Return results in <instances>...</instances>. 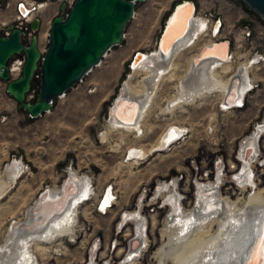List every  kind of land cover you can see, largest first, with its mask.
Instances as JSON below:
<instances>
[{
    "label": "rangeland",
    "instance_id": "374dc122",
    "mask_svg": "<svg viewBox=\"0 0 264 264\" xmlns=\"http://www.w3.org/2000/svg\"><path fill=\"white\" fill-rule=\"evenodd\" d=\"M181 1L145 0L137 3L134 16L125 27L123 42L114 46L100 65L80 82L70 87L63 96L55 98L51 110L39 117L29 118L24 111L15 109V101L5 92L6 84L0 80V174L12 160L21 162L23 166L16 184L0 198V243L5 241L6 233L13 224L25 221L26 210L42 192L63 188L69 178H74L73 171H76L79 179L82 176L90 179L92 196L79 203L76 209L78 219L75 218L68 236L60 234L46 239L38 243L40 248L31 242L30 249L38 263L80 264L86 260L92 245L96 247L92 250L97 249L101 259L109 257L114 262L124 260L130 241L140 234L137 232L135 235L137 224L133 220L141 217L145 226L141 240L146 238L147 243L132 264H173L171 257L162 259L163 262H158L160 259L154 257L161 244L168 241V230L174 234V229L169 228L167 223L170 206L162 198L169 189L160 192L164 189H158L162 183L181 197L180 205L186 212L194 205L198 183L214 181L216 174H221L223 170L224 175L220 176L217 188L219 196L229 197L231 202L236 203L235 208H245L254 189L244 187V182L248 184L250 180H237V174L241 172L237 169L242 164L237 166L235 157L240 158L243 142L250 138L262 116L264 63L249 68V75L258 83V87L245 100L243 108L219 110L221 94L216 92L204 93V97H196L190 104L166 111L165 100L175 93L176 80L186 71L188 58L203 41L198 35L191 46L184 48L174 59L175 71L170 66L158 88L154 89L152 105L144 121L140 122L143 136L129 130L109 128L107 109L128 80L130 59L136 51L148 53L155 49L162 23L172 7ZM186 1L194 2L196 15L203 13L220 18V38L229 39L230 45L238 43L239 30L244 25L253 28L248 43L235 53L237 58L227 66L228 72L222 74L223 79L244 61L242 53L250 55L253 52L251 46L264 47V19L242 0ZM57 14L54 5L40 12L42 21L37 35L42 50L48 44L51 19ZM197 40L200 42L197 43ZM142 77V72L134 73L130 79L131 85L140 88ZM35 84L33 90L37 89ZM169 124L184 127L187 134L167 149L158 151L154 146ZM130 147L143 149L147 154L143 160H129L127 148ZM263 155L264 148H261L259 156ZM253 165L255 162L252 163L254 170L258 168ZM261 172V180H258V184L254 182L257 188H264L263 168ZM232 173L240 188L229 181ZM221 180L224 183L222 186ZM106 187L112 188L115 199L112 208L102 214L97 212L96 207ZM139 204L142 205L137 209ZM128 213H131V217L127 218L120 230L119 220L126 219L123 215ZM241 214L243 211L239 210L237 219H241ZM232 215L236 216V213ZM217 227L218 224H215ZM127 262H130V258Z\"/></svg>",
    "mask_w": 264,
    "mask_h": 264
},
{
    "label": "bare ground",
    "instance_id": "6f19581e",
    "mask_svg": "<svg viewBox=\"0 0 264 264\" xmlns=\"http://www.w3.org/2000/svg\"><path fill=\"white\" fill-rule=\"evenodd\" d=\"M43 6L44 8L39 12L48 8L49 5L44 4ZM205 27V19L196 15L195 12L192 13L191 4L187 3L176 9L159 44V51L156 49L157 39L155 49L148 53L143 52V55L138 54L132 68H129L132 72L123 84L122 92L118 94V98L109 109V128L129 130L137 136H143V126L140 125V122L144 121L143 118L152 105V98L155 94L153 93L154 89L164 78V74L170 66L171 69L173 66L174 70L176 64L173 61L177 59L183 49L189 45L191 46L198 35V38L203 36L202 33ZM210 42L203 44H209ZM203 44H200L199 48ZM227 45L226 42H222L202 50L201 53L198 50L188 58V75L185 73L187 76L183 79L180 78L181 80L174 88L175 93L170 97L168 96V100H165L166 106L164 105V107L166 111L170 112L181 107V105L190 104L196 100V97L198 98L204 93L215 92L221 94V96L223 92L225 93L227 102L230 103L227 107L231 103H235L231 108L240 106L238 103L241 102V96L250 84L248 82L250 81V65L248 64L249 61L241 62L239 68L237 66V71L234 72L236 74L235 79L234 73L227 76L228 78L231 76L229 82L225 80L227 77L223 79L221 76L228 69V63L223 64V61L227 58ZM218 61L222 63H218ZM218 64L221 65L218 66ZM136 72L143 73L142 84L140 88L137 87L138 89L134 88L130 82ZM208 74H210L209 77ZM239 78H242V82ZM224 110L226 109H221V111ZM263 128L264 119L261 124L255 125V130H253L250 138H247L240 148L242 167H238L237 170L240 169L241 172L237 174L236 178L238 181L244 182L243 180H246L247 176V180H250V182L244 187L254 189L252 196L246 201L247 205L244 206V209L243 206H241L242 209L235 208L236 203L231 202L229 197L219 196L217 192L218 182L221 179L219 173L216 174V178L212 182L198 183L194 205L186 212L182 210L181 203L178 202L179 195L171 192L172 188L170 189L167 184L163 183L159 186L158 189L164 188L160 191L162 193L169 189L168 194L162 198H165L169 203L171 213L167 223L170 225L169 228L174 229V234H170V230H168V241L165 240L161 244V249L154 253V257L160 259L158 262H163L162 259L171 257L173 264H264V188H257L256 183L254 184V169L251 168L252 165L249 163V160H252L255 154L258 155L256 161L264 158V155L259 156V140L262 134L259 138H256V144L253 141L257 133ZM184 130L185 128L179 125H167L166 129L162 131L163 135L160 134L161 136L154 147L158 151H162L163 148L167 149L170 145L181 140L184 136H181ZM104 134L105 131L102 136ZM154 147L151 148L152 151ZM127 150H129L128 159L134 160V162L137 159L143 160V156L147 154L143 149L134 150L130 147ZM261 164H264V159L261 163H256V165ZM217 167L220 169L219 163H217ZM22 169V163L19 161L12 160L11 163H7L4 171L0 174V198L5 196L16 184L21 176ZM73 176L77 178L75 171ZM82 177L81 179L78 178L79 185L73 180H68L65 185L63 184V188L61 187L58 191L54 188V191L47 189L42 192L36 202L26 210L25 221L15 223L8 229L5 243H0V264H27L28 259L31 260L36 257L30 249L32 247L31 242H34L40 248L39 242L60 234L67 236L70 234V229L76 221L75 215L79 203L90 199L93 193L90 188V179L87 176ZM169 185H172V183ZM110 189L111 187L104 189L100 196L99 202L103 198L100 205L102 209L109 206V208H112L115 198H113L114 192ZM168 195L171 196L167 198ZM239 210L243 211L241 219H237ZM30 212L33 213L31 219L27 216ZM232 213H236V216L232 215L233 217H231ZM129 216L131 217V213L124 214L123 218L128 217L130 219ZM133 222L137 224L135 234L137 232L140 234H137L130 241L128 252L124 255L131 257L129 262L131 264L136 261V256L141 255L143 252V249L140 248H143V245L145 246L147 243L146 238L141 240L145 232L142 218L136 217ZM215 224H218L217 228H215ZM25 227L30 231L24 233L26 229L22 228ZM93 248H96L95 245H92L91 255L94 253L92 252Z\"/></svg>",
    "mask_w": 264,
    "mask_h": 264
},
{
    "label": "water",
    "instance_id": "95a60500",
    "mask_svg": "<svg viewBox=\"0 0 264 264\" xmlns=\"http://www.w3.org/2000/svg\"><path fill=\"white\" fill-rule=\"evenodd\" d=\"M143 1L145 0H75L66 12L61 4L60 13L51 19L48 44L42 52L38 47V18L30 23L33 35L27 45L22 43V31L10 25V34L6 37L0 36V80L6 84L5 92L30 118L49 112L55 98L63 96L70 87L80 82L94 67L100 65L114 46L123 42L125 27L135 14L136 4ZM242 1L264 19V0ZM187 3L192 5V13L196 11L193 1L183 0L175 4L162 23L157 38V50L176 9ZM220 24V19L217 18L213 32L219 30ZM222 42L228 44V56L230 41L227 39L202 47L200 53ZM20 53L24 54L21 73L10 78L7 64ZM138 54L143 55V52L134 53L128 68H132ZM36 78L39 79V86L37 90H33ZM117 98L118 96L113 102ZM113 102L107 110L108 113ZM27 216L31 219L33 213L30 212ZM26 227L22 228L26 229L24 233L30 231Z\"/></svg>",
    "mask_w": 264,
    "mask_h": 264
},
{
    "label": "built area",
    "instance_id": "2783aa9c",
    "mask_svg": "<svg viewBox=\"0 0 264 264\" xmlns=\"http://www.w3.org/2000/svg\"><path fill=\"white\" fill-rule=\"evenodd\" d=\"M74 1L75 0H41V1H38V0H1L0 1V36H3V37L8 36L11 32V29L9 28V26L12 25L14 28H17V29L22 31V35H21L22 43L27 45L30 42L31 37L33 35V32L30 30V27H29L30 23L35 18H38L39 19V27H40L42 20H41V16H40L39 11L42 8H44V6H43L44 4L54 5L56 8V13H60L59 12V6L61 4L64 5V12H66L73 5ZM195 13H196V11H195ZM200 16H202L205 19V23H206V27L204 28L203 33H202L203 36L200 39V40H203L201 42V44L205 41H211L209 44H203L201 46V48L204 46H210L219 40H223L222 38H220V34H219V31H220V28L222 25L221 19L219 17H213L212 15L207 16L203 13ZM217 18L220 19L221 24L219 26V30L217 32H213L214 24H215V21ZM252 32H253V28L248 27V25H244V27H242L239 30V35L237 38V40H239V41L237 44L234 43V44L230 45L228 56H227L226 60L223 61V64L224 63H230V62L235 60L234 58H237V55L235 53L240 51L241 48H244V46L248 43L247 41L249 40V37H251ZM204 36H207V37L204 39L203 38ZM199 42H197V43H199ZM38 47H39L40 51L42 52L43 50L40 47L39 40H38ZM201 48L198 47L196 52L198 50H201ZM251 48L253 49V52L250 55L249 54L245 55L244 53H242V55H244V58H245L244 61H247V60L249 61L248 64L250 65V68L254 67V66H258L261 63H264V47L251 46ZM242 55H239V57H242ZM214 59L220 60L218 58H214ZM23 63H24V54L23 53L15 55L14 57H12L9 60L7 66H8V73H9L10 78H15L21 73ZM218 63H222V62L218 61ZM220 65L221 64H218V66H220ZM218 68H220V67H218ZM235 75L236 74L233 75L234 79H235ZM239 79H240V82H242V78H239ZM248 82L250 84H249V86H247L245 88L244 93L241 96L242 97L241 102L238 103V105H240V106L235 107L234 109L243 108L245 105V100L258 87V83L255 82L253 78L250 77V81H248ZM248 82H247V84H248ZM229 104L230 103L227 102V98L225 97V94H224L222 96V99L218 103L219 110L224 109V108L226 109L224 111H227V109L228 110L233 109V108H231V106H234L235 103H231V105L229 106L230 108L227 107V105H229ZM263 119H264V109L262 111V116L260 118V121L257 122L256 124H261V121ZM185 133H187V132L184 130V132L181 134V136L182 135L185 136L186 135ZM261 134H262V136H261ZM260 136H261V138H263L264 128L260 130L257 138H259ZM261 138H260V140H262ZM127 153H128V151H127ZM259 163H261V162H259ZM261 169L262 168L255 169L257 184H258V180H261L260 175L263 173V172H261ZM231 176H232V181H230V182H232V183L236 182L235 181L236 178H235L233 173L231 174ZM262 178L264 181V177H262ZM110 190H112V188ZM109 207H104V209H102L101 207H99V208L96 207V209H97V212L103 214V213H106V210ZM112 247L114 248V246H112ZM96 250H94V251L92 250V252H94L93 255H91L90 250H88L87 257H86L87 260L83 261L80 264H129L128 262L124 263L123 258L119 259V261H117V262L110 261L111 259L109 257H107L105 259L104 258L101 259V257H99V251L98 250L96 251ZM35 260H36V258L31 259V260L29 259L27 261V264H48V263H41V262L38 263V262H36L37 260L36 261Z\"/></svg>",
    "mask_w": 264,
    "mask_h": 264
},
{
    "label": "crops",
    "instance_id": "0c3cea01",
    "mask_svg": "<svg viewBox=\"0 0 264 264\" xmlns=\"http://www.w3.org/2000/svg\"><path fill=\"white\" fill-rule=\"evenodd\" d=\"M132 57H133V56H132ZM131 59H132V58H131ZM131 59H130V61H131ZM130 61H129V63H130ZM224 64H226V63H224ZM228 65H229V63H228ZM226 66H227V65H226ZM238 68H239V65H238ZM236 69H237V66H236ZM236 69H235V70H236ZM215 70H217V69H215ZM235 70H233V71H231V72L234 73ZM188 71H189V69H188V70L186 69V71L183 73V75H182V76H179V78L176 80V85H177V83H178L181 79L185 78V77L188 75ZM131 72H132V71H131ZM222 72H223V71H222ZM227 72H228V71H227ZM227 72H225V73H227ZM185 73H186L187 75H186ZM213 73H214V71H213ZM232 73H231V74H232ZM184 74H185V75H184ZM210 74H211V73H210ZM210 74H208V77H209ZM234 74H235V73H234ZM181 77H182V78H181ZM208 77H207V78H208ZM221 77H223V76H221ZM230 77H231V76H230ZM230 77H229V78L227 77L225 80H227V81L229 82V81H230ZM180 78H181V79H180ZM141 80H142V79H141ZM159 84H160V83H159ZM159 84H158V86H159ZM176 85H175V88H176ZM158 86H157V88H158ZM157 88H156V89H157ZM121 92H122V89H121V91H120V90L118 91V94L121 93ZM215 93H216V92H215ZM118 94H116L115 97L118 96ZM217 94H219V93H217ZM224 94H225V93L223 92L222 96H223ZM222 96H221V97H222ZM115 97H114V98H115ZM193 102H194V101H193ZM111 104H112V103H111ZM111 104H110V105H111ZM110 105H109V107H110ZM13 107H14L15 109H18V105L16 104V102H15V105H14ZM109 107H108V108H109ZM107 110H108V109H107ZM148 111H149V110H148ZM107 112H108V111H107ZM25 113H26V112H25ZM107 114H108V113H107ZM27 116H28V115H27ZM254 116L257 117L258 115H257V116L254 115ZM28 117H29V116H28ZM29 118H30V117H29ZM261 141H262V142H261ZM260 142H261V144L263 143L262 146L260 145ZM255 144H256V143H255ZM256 148H257V145H256ZM259 148H260V149H261V148H264V139H263V140H259ZM254 157H255V156H254ZM248 166H249V165H248ZM259 168H263V169H264V164H263V165H262V164L259 165V166H258V169H259ZM73 172H74V171H73ZM75 172H76V171H75ZM75 178H76V177H74V178H69L68 180H73V181H75V182L79 185V183H78V181H79V180H78V175H77V178H76V179H75ZM246 179H247V177H246ZM243 181H246V180H243ZM84 183H85V182H84ZM82 184H83V183H82ZM245 184H247V183H245ZM61 187H62V186H61ZM59 189H60V188H59ZM59 189H57V191H58ZM48 190H49V189H48ZM49 191H50V190H49ZM127 218H128V217H126V219H127ZM19 222H20V221H19ZM135 235H136V234H135ZM142 237H143V236H142ZM142 237H141V238H142ZM134 238H135V237H134ZM140 249H142V248H140ZM123 253H124V252H123ZM127 258L129 259V256H128ZM130 258H131V257H130ZM128 259H127V260H128ZM127 260L125 259V260H124V263H126Z\"/></svg>",
    "mask_w": 264,
    "mask_h": 264
},
{
    "label": "clouds",
    "instance_id": "9594fccd",
    "mask_svg": "<svg viewBox=\"0 0 264 264\" xmlns=\"http://www.w3.org/2000/svg\"><path fill=\"white\" fill-rule=\"evenodd\" d=\"M257 156H258V155L255 154V157H252L253 159H252L251 161H249V163H250L251 165H252L253 162H255V164H256V157H257ZM235 162H236V163H239V162H240V163L242 164V161L240 160V158H236ZM259 162H260V161H259ZM253 166H254V165H253ZM223 175H224V171L221 170V174H220V176L223 177ZM253 177H254V178H253V179H254V182L257 184L255 172H254ZM222 180H223V178H222ZM222 180H221V184L223 183ZM239 187H241V185H239ZM77 219H78V217H77ZM28 260H29V259H28ZM28 260H27V261H28Z\"/></svg>",
    "mask_w": 264,
    "mask_h": 264
},
{
    "label": "trees",
    "instance_id": "16d2710c",
    "mask_svg": "<svg viewBox=\"0 0 264 264\" xmlns=\"http://www.w3.org/2000/svg\"><path fill=\"white\" fill-rule=\"evenodd\" d=\"M34 82L36 83L35 85L37 86V89H38V86H39V79L36 78ZM34 82H33V84H34ZM33 87H34V85H33ZM37 89H36V90H37ZM35 96H36V95H35ZM18 109L22 110V108L19 107V106H18ZM22 111H23V110H22Z\"/></svg>",
    "mask_w": 264,
    "mask_h": 264
},
{
    "label": "flooded vegetation",
    "instance_id": "af4514ba",
    "mask_svg": "<svg viewBox=\"0 0 264 264\" xmlns=\"http://www.w3.org/2000/svg\"><path fill=\"white\" fill-rule=\"evenodd\" d=\"M252 168V167H251Z\"/></svg>",
    "mask_w": 264,
    "mask_h": 264
}]
</instances>
